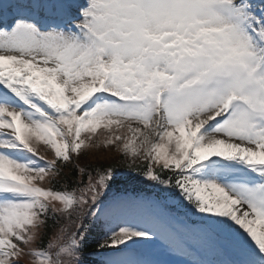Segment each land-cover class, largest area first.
<instances>
[{
  "label": "snow or ice",
  "instance_id": "6c2138e0",
  "mask_svg": "<svg viewBox=\"0 0 264 264\" xmlns=\"http://www.w3.org/2000/svg\"><path fill=\"white\" fill-rule=\"evenodd\" d=\"M101 148L127 165L77 164ZM25 260L264 264V0H0V264Z\"/></svg>",
  "mask_w": 264,
  "mask_h": 264
},
{
  "label": "rangeland",
  "instance_id": "374dc122",
  "mask_svg": "<svg viewBox=\"0 0 264 264\" xmlns=\"http://www.w3.org/2000/svg\"><path fill=\"white\" fill-rule=\"evenodd\" d=\"M118 152L114 150H104L101 148L100 150H90L87 152V156L89 159L90 158H105V157H111V156H116Z\"/></svg>",
  "mask_w": 264,
  "mask_h": 264
},
{
  "label": "trees",
  "instance_id": "16d2710c",
  "mask_svg": "<svg viewBox=\"0 0 264 264\" xmlns=\"http://www.w3.org/2000/svg\"><path fill=\"white\" fill-rule=\"evenodd\" d=\"M68 176H69V177L71 176V172L68 174Z\"/></svg>",
  "mask_w": 264,
  "mask_h": 264
}]
</instances>
